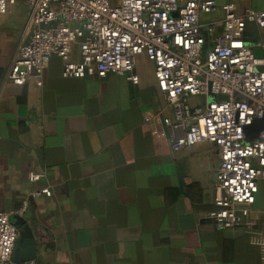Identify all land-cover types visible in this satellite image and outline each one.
<instances>
[{"label":"crops","instance_id":"0c3cea01","mask_svg":"<svg viewBox=\"0 0 264 264\" xmlns=\"http://www.w3.org/2000/svg\"><path fill=\"white\" fill-rule=\"evenodd\" d=\"M215 1L217 10L200 21L217 24V33L226 4L239 14L264 10V0ZM27 15L25 0L0 15V210L26 203L12 216L19 228L14 261L263 264L251 238H264V179L244 224L217 229L218 147L202 142L176 151L167 134L154 135L147 117L172 110L162 109L165 97L145 55L137 59L138 83L119 74L63 77L57 56L42 86L7 80ZM243 38L264 52V26L247 23ZM71 58H79L77 45ZM30 171L43 176L31 181ZM44 188L49 192L38 195ZM27 231L34 246L26 244Z\"/></svg>","mask_w":264,"mask_h":264},{"label":"built area","instance_id":"2783aa9c","mask_svg":"<svg viewBox=\"0 0 264 264\" xmlns=\"http://www.w3.org/2000/svg\"><path fill=\"white\" fill-rule=\"evenodd\" d=\"M17 0H0V15ZM28 15L7 80L43 85V72L53 56L63 61V77L124 75L138 83L137 59L145 55L172 115L159 111L147 117L154 135L167 134L173 150L211 142L220 164L215 191L216 227L234 230L250 216L258 181L264 179V130L247 142L245 128L264 119V52L246 44L247 23L264 26V10L236 12L223 6L221 32L217 24L203 26L202 14L217 10L215 0H25ZM205 27V30H203ZM211 45L206 48L207 38ZM78 60L71 58L73 46ZM261 46V45H259ZM262 67L263 70H258ZM198 98L199 105L191 99ZM43 176L29 172L31 181ZM44 188L37 194L48 193ZM16 212L0 210V264L13 259L19 228ZM264 264V238L253 235Z\"/></svg>","mask_w":264,"mask_h":264},{"label":"water","instance_id":"95a60500","mask_svg":"<svg viewBox=\"0 0 264 264\" xmlns=\"http://www.w3.org/2000/svg\"><path fill=\"white\" fill-rule=\"evenodd\" d=\"M258 70H263L262 67H259ZM264 130V119L261 120H256L255 122H253L251 125L247 126L245 128V134H246V141H252V140H256V139H260L261 133ZM11 220L18 226V222L16 219L11 218ZM26 236H27V240H26V244H31V245H35V241L32 239L31 234L29 233V231L26 232ZM34 255L31 256L30 259H33Z\"/></svg>","mask_w":264,"mask_h":264},{"label":"rangeland","instance_id":"374dc122","mask_svg":"<svg viewBox=\"0 0 264 264\" xmlns=\"http://www.w3.org/2000/svg\"><path fill=\"white\" fill-rule=\"evenodd\" d=\"M191 103H192L193 105H199V104H201V101H199V100L196 99V98H193V99H191Z\"/></svg>","mask_w":264,"mask_h":264}]
</instances>
